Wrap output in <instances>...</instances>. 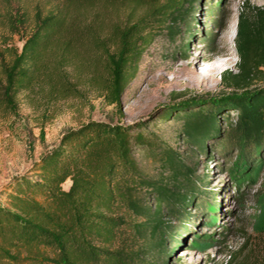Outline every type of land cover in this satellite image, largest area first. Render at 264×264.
I'll return each instance as SVG.
<instances>
[{
    "label": "trees",
    "instance_id": "1",
    "mask_svg": "<svg viewBox=\"0 0 264 264\" xmlns=\"http://www.w3.org/2000/svg\"><path fill=\"white\" fill-rule=\"evenodd\" d=\"M59 1L55 10L35 15L19 52L0 66V103L13 114L17 92L54 75L61 78L68 56L79 50L106 61V96L118 105L126 78L156 33L166 30L173 38L180 26L188 32L197 0ZM98 2H127L146 11L103 32L99 23L80 14ZM230 41L235 71L219 75L226 91L207 107L181 109L188 102L182 103L180 124L170 138L157 125L147 129L142 122L87 120L66 129L26 173L4 183L0 262L167 264V242H177L176 233L188 221V205L197 207L208 193L204 164L200 173L195 168L197 153L209 159L207 148L232 159L227 172L236 184L261 176L255 195L264 206V81L256 85L264 78V5L242 2ZM50 58L52 69L47 68ZM220 109L234 113L222 130L215 124ZM142 158L156 164L154 173L142 166ZM242 250L229 253L225 264H246Z\"/></svg>",
    "mask_w": 264,
    "mask_h": 264
},
{
    "label": "rangeland",
    "instance_id": "2",
    "mask_svg": "<svg viewBox=\"0 0 264 264\" xmlns=\"http://www.w3.org/2000/svg\"><path fill=\"white\" fill-rule=\"evenodd\" d=\"M59 2L0 0V66L12 52H19L35 15L55 10ZM242 2L264 5V0H197L186 23L188 32L184 26L178 27L173 38L166 30L157 32L135 62L133 74L126 78L118 105L106 96L104 84L110 80L106 61L84 50L68 56L59 72L61 78L54 75L17 92L14 114L0 103V187L11 177L26 173L66 129L87 120L142 122L147 129L157 125L156 130L170 138L180 124L177 114L182 103L188 102L181 109L207 107L211 99L226 91L219 75L224 70L235 71L236 55L230 39ZM145 11V6L127 2H98L84 7L80 14L99 23L105 32L109 25H127ZM52 60L48 69L54 66ZM216 60L221 63L213 69L211 62ZM227 118H234V113L216 111L219 130L226 128ZM183 145L179 142L178 148ZM206 152L207 161L196 154L195 168L200 173L204 164L208 193L197 200V207L188 205V221L176 233L177 242H167V264H225L229 253L241 247L246 264H264V206L255 195L261 176L236 184L227 172L232 159L208 148ZM141 161L148 172L156 171L155 163L145 158ZM67 185L68 181L62 184L64 188Z\"/></svg>",
    "mask_w": 264,
    "mask_h": 264
},
{
    "label": "bare ground",
    "instance_id": "3",
    "mask_svg": "<svg viewBox=\"0 0 264 264\" xmlns=\"http://www.w3.org/2000/svg\"><path fill=\"white\" fill-rule=\"evenodd\" d=\"M220 61H218V60H216V61H213V62H211V64H213L214 66H213V69H218L219 68V66H220ZM198 67H199V65H197L196 66V69L195 70H197L198 69ZM207 71V70H206Z\"/></svg>",
    "mask_w": 264,
    "mask_h": 264
}]
</instances>
